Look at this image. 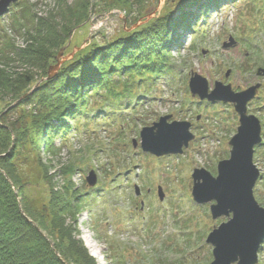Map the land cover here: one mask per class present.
<instances>
[{"label": "rangeland", "instance_id": "374dc122", "mask_svg": "<svg viewBox=\"0 0 264 264\" xmlns=\"http://www.w3.org/2000/svg\"><path fill=\"white\" fill-rule=\"evenodd\" d=\"M21 1L37 4L35 13L39 16L45 17L56 10L54 0ZM75 1L68 3L72 5ZM177 1L142 0L138 5L113 10L99 2L92 9L88 24L72 32L69 43L60 49L56 58L62 52L60 61L64 64L89 44H103L121 36L124 30L137 29ZM20 9L14 7L11 13L0 18V46L3 47L6 35L8 40L15 39L23 46L22 39L10 31L13 14ZM179 34V44L172 48L176 68L169 78L135 84L122 107L115 103L116 106L105 107L104 113L83 120L79 130L74 128L68 146L63 147L52 168L51 174L65 163L74 162L78 170L73 182L80 191L89 193L97 186L102 187L109 194L111 206L117 207L109 210L111 216L99 226L96 217L100 204L86 207L79 217V238L98 264L213 262V247L205 242L214 227L226 222V218L213 220L210 205L193 201L192 172L195 168H205L216 175L214 170L217 171L218 163L231 151L229 142L237 133L239 117L232 105L210 104L193 98L189 91L193 74L206 78L211 90L216 82L230 84L235 92L260 85L248 110L261 120L264 131V110L260 109L264 105V75L258 74L259 70H264V0L234 1L224 10L211 12L194 34L182 31ZM231 39L234 45L224 48ZM99 103L100 98L98 101L94 98L91 108ZM15 104L7 97L0 102V110L8 106L10 109ZM164 116H172L171 122L193 124L196 140L189 149L183 155L158 158L143 153L140 146L134 148L133 140L140 143L141 130ZM56 145L60 146V141ZM42 157L44 160L52 158L47 153ZM254 162L263 177L255 187V197L264 208V146L256 148ZM92 171L98 178L95 187L87 183ZM24 176L31 182L26 189L30 203L34 207L46 204L49 192L40 180L37 166L32 167V171L26 169ZM57 180L61 185L60 175ZM159 185L165 192L163 202L157 195ZM135 186L141 188L143 195L136 196ZM94 195L88 199L101 203L104 197ZM142 200L143 211L140 210ZM260 262L264 264V248Z\"/></svg>", "mask_w": 264, "mask_h": 264}, {"label": "trees", "instance_id": "16d2710c", "mask_svg": "<svg viewBox=\"0 0 264 264\" xmlns=\"http://www.w3.org/2000/svg\"><path fill=\"white\" fill-rule=\"evenodd\" d=\"M54 1L56 10L45 17L35 13L37 4L14 5L21 9L13 14L10 31L23 46L7 35L0 46V102L8 97L16 103L0 110V264H98L79 238V217L86 207L100 204L99 226L117 207L102 187L80 191L73 182L74 162L51 174L55 160L83 120L104 113L105 107H122L135 84L169 78L176 68L172 48L179 44L180 31L194 34L211 12L237 0H179L137 29L89 44L47 80L58 52L75 29L88 24L99 2L113 10L142 0ZM98 97L95 110L91 103ZM43 153L52 158L44 160ZM34 166L49 192L48 202L39 207L26 196L31 182L24 171ZM94 193L104 197L101 203L88 199Z\"/></svg>", "mask_w": 264, "mask_h": 264}, {"label": "water", "instance_id": "95a60500", "mask_svg": "<svg viewBox=\"0 0 264 264\" xmlns=\"http://www.w3.org/2000/svg\"><path fill=\"white\" fill-rule=\"evenodd\" d=\"M19 0H0V17L5 16L12 4ZM235 41L224 44V48L233 46ZM57 64L51 66L47 80L58 75L62 64L60 57ZM263 73V74H261ZM264 75V70H259ZM229 76V73L226 77ZM260 85L242 92H235L232 86L216 82L210 89L206 78L193 74L189 89L192 97L201 101L222 102L232 104L239 115L237 134L229 142L231 147L228 159L217 166V175L205 168H195L192 174V196L199 205H210L213 220L226 218L227 221L214 227L206 240L213 247L212 264H259V254L264 244V208L255 197V187L261 179V171L254 163L255 149L262 144L263 126L258 117L249 114L248 104L259 92ZM172 116L161 117L151 127L140 132L141 149L144 153L155 157L183 155L196 137L192 133V124L188 121H172ZM134 148L138 141L133 140ZM87 183L95 187L97 175L92 171ZM136 194L140 189L136 186ZM158 197L164 201L165 194L158 187ZM144 205V203H142Z\"/></svg>", "mask_w": 264, "mask_h": 264}]
</instances>
